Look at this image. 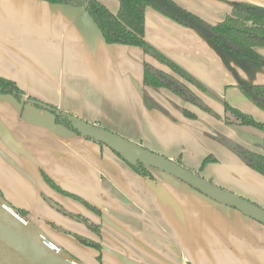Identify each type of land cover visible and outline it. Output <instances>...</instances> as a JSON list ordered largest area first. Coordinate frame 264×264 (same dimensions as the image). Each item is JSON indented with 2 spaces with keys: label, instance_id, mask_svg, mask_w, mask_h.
Listing matches in <instances>:
<instances>
[{
  "label": "crops",
  "instance_id": "obj_1",
  "mask_svg": "<svg viewBox=\"0 0 264 264\" xmlns=\"http://www.w3.org/2000/svg\"><path fill=\"white\" fill-rule=\"evenodd\" d=\"M99 1L114 14L120 9L119 0ZM174 1L212 25L236 2L264 6V0ZM145 39L204 87L140 46L107 43L84 7L0 0V76L24 92L22 100L0 92V194L83 264H264V224L163 172L152 170L155 180L142 177L110 147L57 124L55 111L36 103L194 171L200 167L189 164L218 158L200 175L264 207V175L204 135L211 128L264 152L239 140L223 120L229 103L264 122V110L245 93L264 85V65L234 57L152 6L145 12ZM146 63L174 75L181 89L146 85ZM146 96L157 106L149 107ZM56 205L100 225V233ZM55 224L101 248L55 232Z\"/></svg>",
  "mask_w": 264,
  "mask_h": 264
},
{
  "label": "trees",
  "instance_id": "obj_2",
  "mask_svg": "<svg viewBox=\"0 0 264 264\" xmlns=\"http://www.w3.org/2000/svg\"><path fill=\"white\" fill-rule=\"evenodd\" d=\"M50 1L64 5L85 7L100 29L107 43L140 46L146 53L153 55L176 74L186 78L199 87H204L201 82L191 76L177 63L162 54L145 39V12L148 6H152L162 13L170 16L167 12L149 0H119L120 9L116 14L112 13L99 0ZM169 1L180 7L183 11L194 16L196 19L204 22L201 18L178 5L174 0ZM172 18L186 26L192 27L190 24L185 23L176 17ZM204 23L209 26L210 31L202 33L208 36L214 43L220 45L224 50L228 51L238 59H250L264 65V54L260 51V49L264 48V6L248 2H236L231 12L222 22L215 25L208 24L206 22ZM144 82L146 85L154 88L168 87L176 90L181 89L182 87L179 85V81L174 75L158 70L148 63L145 64ZM0 92L11 94L19 100H22L24 95L23 90L16 84L15 81L3 76H0ZM245 93L264 110V85H253L250 89H246ZM195 98L197 99V97ZM146 102L151 108L157 106L156 102H154L149 96H146ZM36 103L40 105L39 101H36ZM54 109L57 111L56 108ZM67 115L68 114L64 111H60L59 113L56 112V123L79 134ZM223 120L226 124L232 127L251 129L258 132L259 136L264 137V122L258 121L252 115L239 110L229 103H226L225 105V115L223 116ZM237 147L238 152L246 158L247 164L264 175V152L257 153L242 145H237ZM213 160L214 158L211 156L206 157L200 165L199 170L196 172L200 174V170H202L208 162ZM178 162L187 167L181 161ZM130 166L142 177L151 180L156 179L152 169L146 165L138 162L136 164H130ZM57 208L62 211L61 208ZM17 211L23 217H26V213L24 211ZM63 212L74 219L83 221L91 229L100 233V225L90 223L89 220L83 216L74 213L69 214L67 211ZM75 237L86 245L101 248V245L94 240L77 234H75Z\"/></svg>",
  "mask_w": 264,
  "mask_h": 264
},
{
  "label": "water",
  "instance_id": "obj_3",
  "mask_svg": "<svg viewBox=\"0 0 264 264\" xmlns=\"http://www.w3.org/2000/svg\"><path fill=\"white\" fill-rule=\"evenodd\" d=\"M149 1L163 9L170 16L190 24L200 32L207 33L210 31L207 24L183 11L169 0ZM250 87L246 89L248 90ZM39 103L44 108L55 110L48 104ZM56 112L59 113L60 111L57 110ZM67 116L80 135L107 145L126 162L130 164L140 162L151 169H157L160 172L180 179L212 200L237 209L244 215L264 224V207L259 204L213 183L178 161L157 153L114 131L70 114ZM233 128L238 130L241 139L245 142L264 148V137L252 134L244 129ZM0 264L83 263L71 253L52 242L39 226L23 217L0 194Z\"/></svg>",
  "mask_w": 264,
  "mask_h": 264
},
{
  "label": "rangeland",
  "instance_id": "obj_4",
  "mask_svg": "<svg viewBox=\"0 0 264 264\" xmlns=\"http://www.w3.org/2000/svg\"><path fill=\"white\" fill-rule=\"evenodd\" d=\"M188 92V91H187ZM204 92H206V90L204 91ZM207 92H209V93H211L209 90H207ZM192 96V98L194 99V100H197L193 95H191ZM189 98V97H188ZM192 98H189V101L188 102H190V104H194V105H196V106H198L197 104H195L194 103V101L192 100ZM197 102H198V100H197ZM199 107V106H198ZM205 110V112L208 114V116H213V117H216L217 118V116H216V114L214 113V111L212 110V109H209L208 107H205L204 108ZM208 110V111H207ZM232 126H230V128H231ZM232 129L235 131V134L236 135H238V138H239V140L241 139V137H240V135H239V133H238V130L237 129H235V128H233L232 127ZM244 130H247V131H249L250 133H252V134H256V135H259L258 134V132H256V131H254V130H251V129H244ZM121 135V134H120ZM204 135H206L209 139H211L212 141H214V142H216L217 144H219L220 146H222L223 148H225L226 150H228V151H230L232 154H234L240 161H242L243 163H245L246 165H248L247 164V162H246V158L245 157H243L239 152H238V147H237V145H242V146H245L244 144H242L241 143V141L239 142V141H236V140H234V139H232V138H229L227 135H225V134H223V133H220L219 131H213L211 128H210V131H208L207 133L206 132H204ZM242 140V139H241ZM242 141H244V140H242ZM247 143V142H246ZM247 144H249V143H247ZM256 146V145H255ZM214 156L216 157V155L214 154ZM203 162V161H202ZM202 162H201V164H202ZM217 163V162H220L219 160H218V158H217V161H210V162H208L207 163V165L208 164H211V163ZM201 164H199V165H197V164H189L188 166H190V167H192L193 169H195V167H200V165ZM153 171L154 170H156V171H158L157 169H152ZM51 203H53L54 204V201H51ZM55 205V204H54ZM56 207H59V208H61V212L62 213H64L63 211H67L69 214H71L72 212H70L68 209H66V208H64L63 206H61V205H56ZM16 209V208H15ZM17 210V209H16ZM26 218V217H25ZM26 219H28V218H26ZM90 223H92V222H90ZM52 228L54 229V231L55 232H57V233H59V234H63V235H66V236H69V237H74L75 238V233L72 231V230H70V229H68V228H66V227H63V226H59V225H57V224H55L54 226H52ZM48 235V234H47ZM48 238L51 240V238L48 236ZM52 241V240H51ZM52 242H54V241H52ZM56 245H58V243L57 242H54ZM58 246H60V245H58ZM61 248H62V246H60ZM64 249V248H63ZM66 250V249H65ZM66 251H68V250H66ZM69 252V251H68ZM69 253H71V252H69ZM73 255V254H72ZM74 256V255H73ZM74 257H76V256H74ZM77 258V257H76ZM78 260H80L82 263H85L84 262V260H82L83 258H77Z\"/></svg>",
  "mask_w": 264,
  "mask_h": 264
}]
</instances>
